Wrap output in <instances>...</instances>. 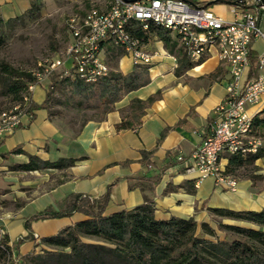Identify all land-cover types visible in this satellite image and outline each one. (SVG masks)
I'll use <instances>...</instances> for the list:
<instances>
[{"label":"crops","instance_id":"1","mask_svg":"<svg viewBox=\"0 0 264 264\" xmlns=\"http://www.w3.org/2000/svg\"><path fill=\"white\" fill-rule=\"evenodd\" d=\"M187 1L207 6L226 20L232 18L226 0ZM30 4L31 0H0V16L4 20L12 18L25 12ZM260 24L264 25V11ZM170 35L175 40V49L180 48L174 35ZM143 47L150 53L156 52L147 65L150 81L125 94L112 111L94 113L75 129L74 124L59 121L46 108H38L27 125L0 142V227L5 229L8 241L19 255L39 249L42 245L35 247V242L40 237L84 218L82 213L73 212L32 220L30 228L36 240L27 239L16 245L17 239L28 233L24 226L27 217L47 207L63 208L64 199L72 193L97 198L108 190L106 212L130 209L148 197L153 200L157 217H193L198 223L210 220L213 216L210 208L264 209V154L240 165H229L228 157H221V165L237 181L235 190L217 187L211 177L195 183V176L185 173L177 162L178 157H186L193 151L212 125L213 109L223 99L229 80L226 65L211 55L177 73L180 57L169 52L157 36L149 38ZM112 48L104 45V56ZM263 49L262 39L252 42L250 66L244 76L252 71L256 56ZM117 60L123 73L135 68L127 55L122 54ZM155 94L158 95L145 108L140 124L115 129L123 111L128 112L130 100H146ZM32 95L34 103L40 104L45 91L35 86ZM263 110L264 96L257 105L247 107L249 114L259 117L264 116ZM259 131L264 147V125ZM15 147L24 152L10 153ZM144 153L151 164L144 160ZM28 154L49 161L59 158L75 161L63 169H14L15 164L28 160ZM157 174L160 178L156 184L145 179ZM183 182H188L191 192L175 188ZM130 184L138 186L129 188ZM16 199L22 203L17 211L11 203L19 202Z\"/></svg>","mask_w":264,"mask_h":264},{"label":"trees","instance_id":"2","mask_svg":"<svg viewBox=\"0 0 264 264\" xmlns=\"http://www.w3.org/2000/svg\"><path fill=\"white\" fill-rule=\"evenodd\" d=\"M39 14L40 6L37 0H31L30 7L25 12L6 20L0 16V32L5 27L18 26L27 18L33 19ZM133 33L142 43L154 35L162 40L169 52L180 57L177 73L197 63L188 61L181 48L175 49V40L167 29L150 24L143 30L135 25ZM111 53L114 54L115 60L123 54L118 47L112 48ZM0 70L5 74L2 75L5 92L12 93L18 100L21 99L28 84L36 81L31 73L13 69L6 63H0ZM49 80V89L45 91L44 100L40 104L32 102L30 109H47L51 92L58 88L67 105L78 110L101 111L104 114L112 111L116 102L125 94L146 85L150 81V76L147 65H136L133 70L126 73L112 69L97 80L87 82L71 67L53 72ZM157 95H152L146 100L136 98L130 100L128 112L123 111L121 120L115 124V129H127L140 124L145 108ZM262 112L264 113V110ZM49 114L51 115L50 112ZM33 117L34 113L30 120ZM262 125L264 116L254 115L252 128L255 136L261 135L259 130ZM22 152L24 151L18 147L10 151ZM263 154V146L255 153L245 156L232 154L228 156V164L252 162ZM27 156L26 162L15 164L13 168L24 171L63 169L73 165L75 161L73 158L49 161L37 155ZM143 158L147 164H151L145 153ZM225 171L228 172V169ZM159 178L160 174H157L145 179L153 185ZM129 179L138 180L143 177ZM133 186L138 184H130L129 188ZM175 188L192 191L188 187V182H183ZM108 200V190L97 198L72 193L64 199L63 208L55 210L47 207L30 215L24 221L28 233L19 237L16 245L27 239L36 240L31 233L32 220L67 216L73 212L82 213L84 218L64 226L54 234L40 237L35 242V247L42 245L39 249L23 256L15 252L14 257L24 264H264V209L210 208L217 228L225 234L224 237H220L208 222L198 223L193 217L175 215L157 217L153 200L148 197L130 209L106 212ZM223 218L234 222L224 223ZM87 238H93L94 241H88ZM12 254V246L8 244V236L5 234L0 240V264L5 262L16 264Z\"/></svg>","mask_w":264,"mask_h":264},{"label":"built area","instance_id":"3","mask_svg":"<svg viewBox=\"0 0 264 264\" xmlns=\"http://www.w3.org/2000/svg\"><path fill=\"white\" fill-rule=\"evenodd\" d=\"M231 1L230 20L187 0H108L104 9L91 7L69 19L72 39L66 47L67 59L48 61L44 79L62 65L64 69L72 67L87 82L106 75L111 71L104 56L106 44L120 48L135 66L150 64L156 52L144 49L133 33L135 25L143 30L150 24L167 29L191 62L215 55L228 69L225 95L213 109V123L200 143L177 162L185 173L195 176V183L211 177L217 187L235 190L237 181L225 171L221 157L245 156L262 146L253 134L254 115L247 107L257 105L264 96V49L257 54L252 71L245 76L244 71L250 66L252 42L257 38L264 41V25L260 24L264 3ZM42 81L38 78L35 84ZM33 86L29 83L18 102L0 111V142L30 121ZM4 235L0 228V240ZM12 259L18 261L13 254Z\"/></svg>","mask_w":264,"mask_h":264},{"label":"rangeland","instance_id":"4","mask_svg":"<svg viewBox=\"0 0 264 264\" xmlns=\"http://www.w3.org/2000/svg\"><path fill=\"white\" fill-rule=\"evenodd\" d=\"M37 3L40 6L38 17L27 18L23 24L15 27H5L0 32V63H6L13 69L31 73L36 80L38 78L43 80L39 84L33 82V89L35 86H40L46 91L49 89L51 74L64 69L63 65L58 66L44 79L45 72L43 69L48 61L52 59L66 61L67 59L66 47L72 39L69 19L75 14H84L91 7L104 9L108 4V0H37ZM105 61L111 70L114 69L123 73V70L118 67V60H115L114 54L111 52L107 54ZM67 63L65 64L67 65ZM2 75L5 74L0 70V111L19 101L14 98L12 93L5 92ZM32 91L31 97L32 102H34ZM47 110L51 115L56 116L59 121L74 124L75 129H78L85 119L94 116V113H102L101 111L78 110L67 105L62 92L58 88H54L51 92V100L47 104ZM16 200L19 201L18 199ZM11 203L12 208H16L15 211L22 204L20 201H11ZM222 222L233 223L234 221L223 218ZM208 223L213 226L218 236H225L217 228L214 216L210 218ZM0 228L5 231L3 227ZM38 229L41 230V228ZM87 239L88 241H94L93 238ZM12 252L14 255L13 246ZM14 262L16 264H24L20 260ZM3 264H9V262Z\"/></svg>","mask_w":264,"mask_h":264},{"label":"water","instance_id":"5","mask_svg":"<svg viewBox=\"0 0 264 264\" xmlns=\"http://www.w3.org/2000/svg\"><path fill=\"white\" fill-rule=\"evenodd\" d=\"M132 1H134V0H132ZM227 4H234V2L233 1H230V0H226L225 1ZM262 3H264V0H262Z\"/></svg>","mask_w":264,"mask_h":264}]
</instances>
